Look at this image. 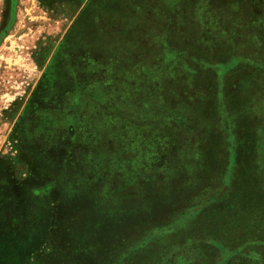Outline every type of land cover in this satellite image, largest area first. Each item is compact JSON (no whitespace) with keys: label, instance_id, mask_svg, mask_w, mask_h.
Segmentation results:
<instances>
[{"label":"rangeland","instance_id":"rangeland-1","mask_svg":"<svg viewBox=\"0 0 264 264\" xmlns=\"http://www.w3.org/2000/svg\"><path fill=\"white\" fill-rule=\"evenodd\" d=\"M0 264H264V0H0Z\"/></svg>","mask_w":264,"mask_h":264},{"label":"trees","instance_id":"trees-1","mask_svg":"<svg viewBox=\"0 0 264 264\" xmlns=\"http://www.w3.org/2000/svg\"><path fill=\"white\" fill-rule=\"evenodd\" d=\"M34 211H36L35 209H33Z\"/></svg>","mask_w":264,"mask_h":264}]
</instances>
